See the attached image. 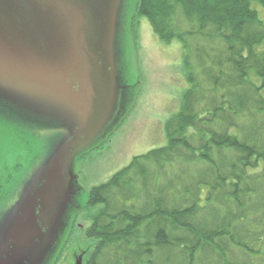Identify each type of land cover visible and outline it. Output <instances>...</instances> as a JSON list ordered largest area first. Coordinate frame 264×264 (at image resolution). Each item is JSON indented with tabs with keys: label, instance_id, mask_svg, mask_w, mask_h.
Returning a JSON list of instances; mask_svg holds the SVG:
<instances>
[{
	"label": "trees",
	"instance_id": "1",
	"mask_svg": "<svg viewBox=\"0 0 264 264\" xmlns=\"http://www.w3.org/2000/svg\"><path fill=\"white\" fill-rule=\"evenodd\" d=\"M255 3L264 8L138 1L162 42L182 43L189 86L165 122L167 143L91 188L87 264H264V20Z\"/></svg>",
	"mask_w": 264,
	"mask_h": 264
},
{
	"label": "rangeland",
	"instance_id": "2",
	"mask_svg": "<svg viewBox=\"0 0 264 264\" xmlns=\"http://www.w3.org/2000/svg\"><path fill=\"white\" fill-rule=\"evenodd\" d=\"M138 1L116 0L108 30L117 83L113 109L117 116L122 114L119 119L124 118L111 132L103 124L92 144L73 162L72 187L77 190L70 195L72 210L65 207L52 226L16 252L14 264H87L94 245L85 237L91 188L108 181L134 156L167 143L165 122L180 110L189 86L184 49L178 39L161 41L149 20L139 14ZM254 6L264 20V8L258 3ZM16 72L15 62L6 54L0 65V244L19 210L16 200L26 175L42 158L52 156L57 145L70 136L74 123L67 101L55 100L54 111L46 114L31 109L34 101L42 99L38 93L25 96L27 104L13 101L9 95L26 85L22 78L16 82ZM73 221L82 226L74 227Z\"/></svg>",
	"mask_w": 264,
	"mask_h": 264
},
{
	"label": "water",
	"instance_id": "3",
	"mask_svg": "<svg viewBox=\"0 0 264 264\" xmlns=\"http://www.w3.org/2000/svg\"><path fill=\"white\" fill-rule=\"evenodd\" d=\"M115 1L0 0V65L8 54L17 70L14 79L26 84L9 97L27 104L25 96L38 93L42 99L31 109L42 114L54 111L55 100L67 101L74 120L70 136L17 188L20 207L0 244V264H14L16 252L52 226L65 207L72 210L73 162L103 124L111 132L121 120L113 109L117 83L108 51Z\"/></svg>",
	"mask_w": 264,
	"mask_h": 264
},
{
	"label": "flooded vegetation",
	"instance_id": "4",
	"mask_svg": "<svg viewBox=\"0 0 264 264\" xmlns=\"http://www.w3.org/2000/svg\"><path fill=\"white\" fill-rule=\"evenodd\" d=\"M16 191H17V189H15ZM0 192H1V189H0ZM74 222H75V226L74 227H80V226H82L80 223H76V221H73V224H74ZM74 227L72 226V228L74 229ZM75 230V229H74Z\"/></svg>",
	"mask_w": 264,
	"mask_h": 264
}]
</instances>
